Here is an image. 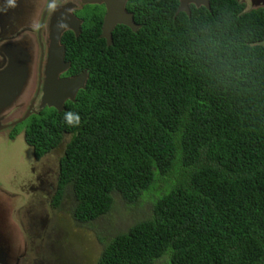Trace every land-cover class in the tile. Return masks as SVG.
<instances>
[{"label": "trees", "instance_id": "trees-1", "mask_svg": "<svg viewBox=\"0 0 264 264\" xmlns=\"http://www.w3.org/2000/svg\"><path fill=\"white\" fill-rule=\"evenodd\" d=\"M179 4L129 0L141 27L117 25L111 45L85 16L64 41L86 87L34 115L25 140L38 159L64 148L51 203L71 193L78 223L108 217L116 195L149 199L127 231L98 232L97 264H264V8Z\"/></svg>", "mask_w": 264, "mask_h": 264}, {"label": "flooded vegetation", "instance_id": "flooded-vegetation-1", "mask_svg": "<svg viewBox=\"0 0 264 264\" xmlns=\"http://www.w3.org/2000/svg\"><path fill=\"white\" fill-rule=\"evenodd\" d=\"M241 1L252 8V0ZM255 2H260L256 8H264V0H255ZM63 7H71V14L82 20L80 35L84 17L88 13L86 9L91 8L90 12L100 11L103 27L107 15L105 3L85 4L82 0H0V69L6 68L10 63L6 52L8 45H18L19 48L28 49L29 52V75L24 88L14 103L0 113V135L6 139L15 141L20 136L21 131H17L18 124L15 123L27 116L29 111L31 114L28 118H31L34 115L40 116L44 111L53 108L46 106L41 109V105L52 59L51 26L57 11ZM2 16L4 18H1ZM70 32L76 38L80 36L71 29L65 30L60 44L64 45L66 50L64 38L66 35H72ZM65 61L71 63L66 60V53ZM71 66L72 64L60 76L72 77L81 74H70ZM36 160L40 161L38 158ZM26 180L27 177L23 179L20 175L14 174L11 181L9 177L5 179L0 174V264H62L54 239L51 238L53 240L51 246H41L39 229L31 216L25 213L22 188ZM41 183H43L41 177L38 179L36 177L30 192L32 194L40 192ZM11 187L14 191L10 190ZM52 222L53 220L50 224L53 228Z\"/></svg>", "mask_w": 264, "mask_h": 264}, {"label": "rangeland", "instance_id": "rangeland-1", "mask_svg": "<svg viewBox=\"0 0 264 264\" xmlns=\"http://www.w3.org/2000/svg\"><path fill=\"white\" fill-rule=\"evenodd\" d=\"M90 11L91 8L86 9L88 12L86 17L90 18V16L100 13L98 10H92V14H90ZM33 118L36 117L33 116L18 124L17 131H21V133L15 141L0 135V174L5 179L9 177L11 181L14 174L20 175L23 179L27 177L25 186H22L24 194L21 192L26 207L25 213L31 216L39 229L41 246H51L53 241L51 238H53L63 261L62 264H97L105 244L98 236V232H102L101 229H103L104 233L100 234L105 237L104 241L107 242L117 233L127 231L136 221L142 219L145 212L142 206L150 210L152 205L147 198V201L143 202L141 206H129L120 195H116L115 210L108 217L95 222L93 228L87 224L78 223L71 215L70 212L74 206L71 193L67 194L69 202H63L60 209L54 208L51 199L64 148L58 147L37 161L33 148L26 143L24 136V131ZM36 177L37 179L41 177L43 183L40 185V192L32 194L30 187L36 181ZM10 190L14 191L12 187ZM51 220H53V228L50 224Z\"/></svg>", "mask_w": 264, "mask_h": 264}, {"label": "water", "instance_id": "water-1", "mask_svg": "<svg viewBox=\"0 0 264 264\" xmlns=\"http://www.w3.org/2000/svg\"><path fill=\"white\" fill-rule=\"evenodd\" d=\"M85 4H102L107 6V15L102 27L101 37L107 40V44H113V31L117 25H126L133 31L141 26L136 23L134 14L128 12L126 7L129 0H82ZM180 4L177 14L186 12L191 15V5L196 7L205 6L211 8L210 0H179ZM260 2L252 0V8H256ZM71 7H63L57 11L51 26L52 59L50 61L49 73L44 86L41 109L46 106L56 108L59 112L66 110L67 100L75 101L78 92L86 87L89 79L88 71L72 77H61L71 63L65 61L66 48L60 44L64 31L71 29L77 36L81 32L82 20L71 14ZM1 18H4L2 16ZM10 63L6 68L0 69V113L8 109L14 103L17 96L22 92L29 75L28 49H21L18 45L6 47ZM1 68V67H0ZM30 111L23 119L15 124L24 122L30 115ZM7 127V126H5Z\"/></svg>", "mask_w": 264, "mask_h": 264}]
</instances>
